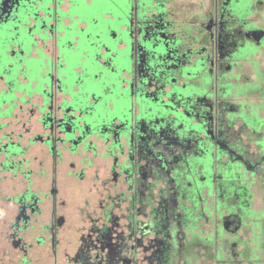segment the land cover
Here are the masks:
<instances>
[{"label": "flooded vegetation", "instance_id": "obj_1", "mask_svg": "<svg viewBox=\"0 0 264 264\" xmlns=\"http://www.w3.org/2000/svg\"><path fill=\"white\" fill-rule=\"evenodd\" d=\"M0 264H264V0H0Z\"/></svg>", "mask_w": 264, "mask_h": 264}]
</instances>
